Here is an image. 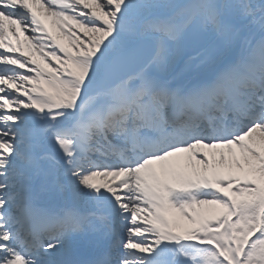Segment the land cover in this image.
<instances>
[{"label":"snow or ice","instance_id":"1","mask_svg":"<svg viewBox=\"0 0 264 264\" xmlns=\"http://www.w3.org/2000/svg\"><path fill=\"white\" fill-rule=\"evenodd\" d=\"M0 264H264V0H0Z\"/></svg>","mask_w":264,"mask_h":264},{"label":"bare ground","instance_id":"2","mask_svg":"<svg viewBox=\"0 0 264 264\" xmlns=\"http://www.w3.org/2000/svg\"><path fill=\"white\" fill-rule=\"evenodd\" d=\"M101 179H103V177Z\"/></svg>","mask_w":264,"mask_h":264}]
</instances>
